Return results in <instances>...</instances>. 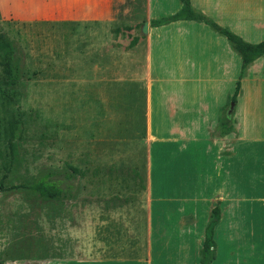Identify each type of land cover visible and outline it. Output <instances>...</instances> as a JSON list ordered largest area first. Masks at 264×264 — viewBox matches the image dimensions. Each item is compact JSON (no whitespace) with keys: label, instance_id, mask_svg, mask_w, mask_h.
<instances>
[{"label":"crops","instance_id":"1","mask_svg":"<svg viewBox=\"0 0 264 264\" xmlns=\"http://www.w3.org/2000/svg\"><path fill=\"white\" fill-rule=\"evenodd\" d=\"M190 3L251 22V31L240 25L236 34L262 41L251 34L264 28V0ZM153 5L0 0L9 36L48 47L50 80L41 79V88L49 82L56 142L67 139L66 159L56 167L71 166L79 177L72 205L25 214V258L33 264H199L215 206L211 264L223 235L242 246L243 264H264V209H230L252 200L231 194L240 171L248 185H264V147L247 145L264 132V54L242 68L233 94L230 47L204 35L202 20L153 26L181 1L169 14Z\"/></svg>","mask_w":264,"mask_h":264},{"label":"rangeland","instance_id":"2","mask_svg":"<svg viewBox=\"0 0 264 264\" xmlns=\"http://www.w3.org/2000/svg\"><path fill=\"white\" fill-rule=\"evenodd\" d=\"M176 1L177 0H154L153 10L156 13L162 5H165L168 10L166 14H169L176 10ZM193 9L202 12L219 25L237 34H242L241 31H237L240 25H243L246 31H251L254 28L251 22L243 21L239 19L241 17L237 15L231 16L224 11H222V13L221 10L203 9L205 11H202V9H199L196 5H193ZM0 26L6 35H8L2 24V16H0ZM24 29L23 27V30ZM202 32L204 35L208 33L217 35L219 41L230 47V86L232 88L230 92L234 94L237 86L236 84L239 80L238 76L242 70L239 54L233 49L225 36L216 32L209 25L206 26ZM9 37L15 40L23 51V66L21 65L20 68L24 69L26 73V92L24 94L22 91H11L9 87H6L4 84L6 73L2 64V56L0 55V260H2L4 264H33L25 258L26 255L24 252L27 243L24 227L25 214L28 212H35L40 208L44 209L49 203L41 202L40 198L36 195H32L28 190L22 188L20 184L34 182L39 174L49 169H66L68 166L57 168L56 165L66 159L67 154L65 146L67 144V139L66 137H61L60 141H62V144L59 145L56 142L57 136H59L57 132L59 129L53 127L50 120L51 87L49 82L47 85H42L41 88V79H43L44 82L50 80V53L47 45L45 46L43 43L39 44L34 42V40L31 42L23 41L22 43L11 36ZM251 37L261 38L263 40L264 28L259 31H253ZM249 42L255 43L256 41ZM43 53L45 54L42 55ZM27 55L30 56L29 61ZM42 56L44 57L42 58ZM262 57H264V55ZM42 69L46 70V74L41 73V76H39L38 71ZM235 76H237V81L231 80V78ZM262 91L264 97V83L262 85ZM10 94L14 95L23 111L21 117V132L19 134L20 147L17 146L16 160L12 162L9 161L8 134L9 122L12 114L14 113L15 115V110H13L14 104L9 101ZM231 104H234V101L230 98V107ZM222 116L229 120L232 119L227 112L223 113ZM262 118L264 119V117ZM262 133L263 136L260 142L253 143L248 141L247 145H261L264 147V132ZM240 172L241 174L236 177L234 187H230L231 194L233 191L237 195L241 194L242 197L252 196V200L249 201V199L246 198L245 201H243L240 199L238 203H233L230 209L241 212L244 207L248 208L249 205L252 209H264V199L262 201L254 199L256 196H264V185L251 186L253 181L249 179V186L248 179L245 176L246 173L244 175L243 170ZM248 172L249 171H247V173ZM75 175L77 177V195L79 190V177L77 174ZM244 177L246 183H244ZM257 188L260 189V193L255 192ZM74 201L75 198L70 204L63 207H69ZM241 220L242 219H240V221ZM239 231H241V228ZM222 240L223 242L220 241L218 243L217 262L215 261V263L243 264L242 246L235 247L231 243L228 244L224 235ZM232 259H237L239 261L234 263Z\"/></svg>","mask_w":264,"mask_h":264},{"label":"trees","instance_id":"3","mask_svg":"<svg viewBox=\"0 0 264 264\" xmlns=\"http://www.w3.org/2000/svg\"><path fill=\"white\" fill-rule=\"evenodd\" d=\"M180 8L173 14H169L151 21L153 26H160L176 20L197 19L204 21L216 32L224 35L232 45L233 49L239 54L241 58V66L245 68L249 66L255 59L264 54V40L250 43L242 39L233 31L220 26L218 23L204 15L203 13L193 9L190 0H180ZM0 55L2 56V64L5 70L6 87L11 91L26 92V73L23 66L24 55L20 45L11 39L3 31L0 26ZM238 85L236 86V90ZM9 101L14 104V113L9 122L8 147H9V161H15L17 155V146L20 147L19 134L21 132V117L23 111L21 110L17 99L13 94H10ZM229 119L224 118L222 124L225 127L224 131H228ZM20 186L28 190L32 195H36L45 203H57L65 206L71 203L75 198L77 189V177L74 174V169L68 166L66 169H49L31 183H21ZM219 207L215 206L212 209L211 218L206 225L204 232V242L199 251V264H211L215 258V241H214V227L219 219ZM25 252V251H24ZM0 264H4L0 260Z\"/></svg>","mask_w":264,"mask_h":264},{"label":"water","instance_id":"4","mask_svg":"<svg viewBox=\"0 0 264 264\" xmlns=\"http://www.w3.org/2000/svg\"><path fill=\"white\" fill-rule=\"evenodd\" d=\"M142 30H143V32L147 31V25L146 24L143 25V29ZM232 106H233V104H231L230 110L232 109Z\"/></svg>","mask_w":264,"mask_h":264}]
</instances>
